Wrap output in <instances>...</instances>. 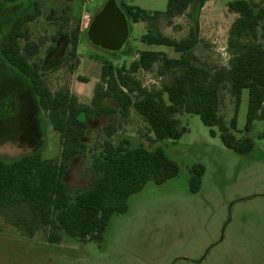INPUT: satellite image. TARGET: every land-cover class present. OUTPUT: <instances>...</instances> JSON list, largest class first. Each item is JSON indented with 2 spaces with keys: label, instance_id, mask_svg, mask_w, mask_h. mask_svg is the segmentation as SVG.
I'll use <instances>...</instances> for the list:
<instances>
[{
  "label": "rangeland",
  "instance_id": "1",
  "mask_svg": "<svg viewBox=\"0 0 264 264\" xmlns=\"http://www.w3.org/2000/svg\"><path fill=\"white\" fill-rule=\"evenodd\" d=\"M34 1L40 3L42 14L27 26L35 40L46 36L48 41L30 60L42 62L45 79L53 91L67 86L83 103L91 102L106 61L130 66L144 50L179 57L171 47L142 42L146 22L129 20V36L119 51L94 45L82 29L83 21L87 13L93 18L107 0H21L16 4L0 0V39L15 15L31 11ZM230 1L196 0L184 14L175 17L172 26L164 17L168 0H134L129 4L160 12L154 21L168 36L181 39L194 29L201 42L190 58L215 70L229 67L230 27L238 16L228 10ZM66 19L69 21L64 31H71L78 22L83 31L79 55L69 62H64L71 47L68 36H62L56 48L48 50L53 45L51 36ZM71 66H75L74 71ZM138 75L148 88L159 89L172 81L171 76H159L156 69ZM220 100L228 124L236 116V128L231 131L237 139L248 137L254 141L252 152L240 154L227 148L218 128L206 126L195 114L178 116L181 126L187 127L180 139L157 142L151 141L148 124L135 111L128 118L117 112L111 117L91 119L85 136L89 149L67 170L66 181L71 186L87 188L91 184L93 156L106 139L118 143L127 138L131 147H161L178 164V175L162 184L148 182L131 195L127 211L111 217L101 242H81L64 235L62 243L51 244L42 231L29 238L0 215V264H264V120L255 121L246 131L248 89L243 91L237 113L229 81L220 91ZM110 125L116 130L112 137H108ZM211 129L216 136L211 135ZM36 150L45 158L59 160L60 134L39 106L28 79L0 56V158L10 160ZM198 164L204 166L205 173L200 189L194 192L190 179L192 168Z\"/></svg>",
  "mask_w": 264,
  "mask_h": 264
},
{
  "label": "trees",
  "instance_id": "2",
  "mask_svg": "<svg viewBox=\"0 0 264 264\" xmlns=\"http://www.w3.org/2000/svg\"><path fill=\"white\" fill-rule=\"evenodd\" d=\"M2 1L16 4L21 0ZM117 1L128 20L147 23L142 42L171 47L179 57H170L160 50H144L130 66L104 62L90 103L81 102L67 86L53 91L45 79L42 62L30 60L48 41L46 36L35 40L27 26L42 14L38 1L33 2L31 11L17 13L0 39V56L28 79L39 106L60 134L59 160L45 158L39 150L10 160L0 158V215L29 238L42 231L51 244L62 243L64 235L81 242H101L111 217L127 211L131 195L140 192L148 182L162 184L178 175V164L163 148L131 147L127 138L118 143L106 139L93 156L91 184L87 188L71 186L66 181L67 170L76 157L88 151L85 136L95 117H111L118 112L128 118L135 111L148 124L153 134L151 141L157 142L180 139L187 127L181 126L178 116L195 114L206 126L218 128L227 148L240 154L255 148L252 139L238 140L231 131L236 128V116L230 124L225 120L220 109V91L229 81L237 113L243 91L248 89L246 131L251 130L255 121L264 120V3H228V10L238 15L230 27L229 67L212 70L196 64L189 56L201 42L194 29L181 39L168 36L154 21L161 16L160 12L129 4L134 0ZM195 1L168 0L164 13L168 26L174 25L175 17L184 14ZM68 21L51 36L53 45L48 49L51 52L62 36H68L71 47L64 62L78 57L82 33L79 22L71 31H64ZM58 69L60 66L52 70ZM153 69L159 76H171L172 81L159 89L146 87L138 74ZM109 101L114 105H109ZM115 131L110 125L108 137ZM210 133L217 135L214 129ZM261 137L264 138V131ZM204 173L202 164L192 168V191L200 189Z\"/></svg>",
  "mask_w": 264,
  "mask_h": 264
},
{
  "label": "water",
  "instance_id": "3",
  "mask_svg": "<svg viewBox=\"0 0 264 264\" xmlns=\"http://www.w3.org/2000/svg\"><path fill=\"white\" fill-rule=\"evenodd\" d=\"M264 3V0H259ZM90 41L103 49L119 51L129 36V20L117 0H107L88 27Z\"/></svg>",
  "mask_w": 264,
  "mask_h": 264
},
{
  "label": "built area",
  "instance_id": "4",
  "mask_svg": "<svg viewBox=\"0 0 264 264\" xmlns=\"http://www.w3.org/2000/svg\"><path fill=\"white\" fill-rule=\"evenodd\" d=\"M88 1L92 2V1H94V0H88ZM85 17H86V21H83V24H84V25L82 26V29H83V28L88 29V27H89V25H90V23H91V21H92V20H91L92 18H91V15H90V14L87 13V14L85 15Z\"/></svg>",
  "mask_w": 264,
  "mask_h": 264
},
{
  "label": "crops",
  "instance_id": "5",
  "mask_svg": "<svg viewBox=\"0 0 264 264\" xmlns=\"http://www.w3.org/2000/svg\"><path fill=\"white\" fill-rule=\"evenodd\" d=\"M83 32V31H82Z\"/></svg>",
  "mask_w": 264,
  "mask_h": 264
}]
</instances>
